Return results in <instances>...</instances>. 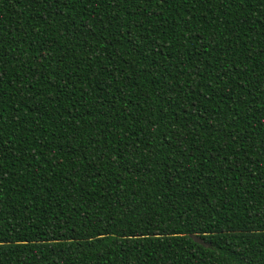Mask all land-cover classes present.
<instances>
[{"label": "trees", "instance_id": "trees-1", "mask_svg": "<svg viewBox=\"0 0 264 264\" xmlns=\"http://www.w3.org/2000/svg\"><path fill=\"white\" fill-rule=\"evenodd\" d=\"M0 264H264V0H0Z\"/></svg>", "mask_w": 264, "mask_h": 264}, {"label": "water", "instance_id": "water-1", "mask_svg": "<svg viewBox=\"0 0 264 264\" xmlns=\"http://www.w3.org/2000/svg\"><path fill=\"white\" fill-rule=\"evenodd\" d=\"M190 238H191L192 240H194L195 242H197V243L203 245V246H207L206 243H204L199 237H197V236H195V235L190 236Z\"/></svg>", "mask_w": 264, "mask_h": 264}]
</instances>
